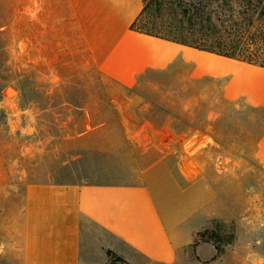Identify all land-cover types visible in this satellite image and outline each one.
I'll list each match as a JSON object with an SVG mask.
<instances>
[{"label": "crops", "instance_id": "crops-1", "mask_svg": "<svg viewBox=\"0 0 264 264\" xmlns=\"http://www.w3.org/2000/svg\"><path fill=\"white\" fill-rule=\"evenodd\" d=\"M143 7V0H0V15H22L27 29L32 20L38 65L54 77L57 63L76 62L73 55L61 60L62 48L79 49L86 64L123 90L180 62L190 67L191 80L221 83L224 102L264 109V67L133 31ZM111 124L94 127L88 120L86 131L67 140L71 149L97 154L96 161L70 154L62 163L59 140L57 166H48L44 154L12 151L0 135V258L6 264H108L109 251L129 264H176L217 220L236 225L222 264L243 256L253 264L256 254L264 256V215L255 214L253 165L241 182L244 201L223 199L216 190L219 184L233 188L239 162L218 136H179L171 126L154 128L127 109L116 120L119 137ZM144 143L148 147L141 150ZM252 156L264 179V129ZM63 164L73 179L57 178ZM79 171L104 181L79 180Z\"/></svg>", "mask_w": 264, "mask_h": 264}, {"label": "rangeland", "instance_id": "rangeland-1", "mask_svg": "<svg viewBox=\"0 0 264 264\" xmlns=\"http://www.w3.org/2000/svg\"><path fill=\"white\" fill-rule=\"evenodd\" d=\"M26 24L22 15H0V135L3 145L12 146V151L44 154L48 166H57L59 159L57 155L55 157V149L60 140L62 163L71 157L70 154L82 162L96 161L99 156L94 152L71 149L68 138L86 131L88 120L94 127L112 123L110 129L119 137L116 120L121 117V111L127 109L131 116L148 120L154 128L171 126L179 136L192 137L206 132L218 136L223 145L235 152L239 175L237 186L232 184L233 188L229 189L219 184L217 195L223 199L237 197L238 202L244 201L246 190L241 187V182L246 179V170L249 177L253 165L255 214L264 215V179L252 156L264 129V109L224 102L221 83L191 80L190 67L180 62L162 73L147 74L135 89L123 90L102 78L95 66L86 64L85 54L79 49L71 53L68 48H62L58 52L60 59L66 57L69 61L73 55L76 62L72 65L57 63L59 73L54 77L48 67L46 70L43 65L39 67L38 32L32 29V20L31 29H27ZM146 147L148 145L144 143L141 150ZM139 151L137 148L136 153ZM32 157L31 163L34 161ZM192 174L197 175V172ZM56 176L58 179L74 177L64 164ZM77 178L89 183L104 181V178L84 171H79ZM123 178L121 175L113 179L121 181ZM206 230L213 233L204 234L199 243L185 248L176 264H222V258L227 256L236 239L235 222L217 220L201 233ZM233 236L234 242L227 244ZM200 245L205 247L198 253ZM211 248L213 255L209 254ZM106 254L108 264H129L125 260L115 262L118 256ZM4 260L0 258L1 264H6ZM226 264L250 262L243 256Z\"/></svg>", "mask_w": 264, "mask_h": 264}, {"label": "trees", "instance_id": "trees-1", "mask_svg": "<svg viewBox=\"0 0 264 264\" xmlns=\"http://www.w3.org/2000/svg\"><path fill=\"white\" fill-rule=\"evenodd\" d=\"M143 3L131 30L264 67V0H143ZM209 233L213 231L199 233L196 243ZM233 242L234 236L227 244ZM114 255L109 251V256ZM115 262L123 259L116 257Z\"/></svg>", "mask_w": 264, "mask_h": 264}, {"label": "clouds", "instance_id": "clouds-1", "mask_svg": "<svg viewBox=\"0 0 264 264\" xmlns=\"http://www.w3.org/2000/svg\"><path fill=\"white\" fill-rule=\"evenodd\" d=\"M253 264H264V256L256 254V259L253 261Z\"/></svg>", "mask_w": 264, "mask_h": 264}, {"label": "built area", "instance_id": "built-area-1", "mask_svg": "<svg viewBox=\"0 0 264 264\" xmlns=\"http://www.w3.org/2000/svg\"><path fill=\"white\" fill-rule=\"evenodd\" d=\"M2 116V110H1V107H0V117Z\"/></svg>", "mask_w": 264, "mask_h": 264}]
</instances>
